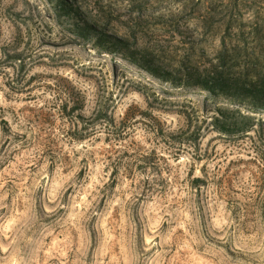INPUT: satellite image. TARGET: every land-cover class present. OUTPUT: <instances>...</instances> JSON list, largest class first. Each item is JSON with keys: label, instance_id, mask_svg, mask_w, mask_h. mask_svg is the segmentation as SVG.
<instances>
[{"label": "rangeland", "instance_id": "374dc122", "mask_svg": "<svg viewBox=\"0 0 264 264\" xmlns=\"http://www.w3.org/2000/svg\"><path fill=\"white\" fill-rule=\"evenodd\" d=\"M144 1L85 4L173 62H215L222 20L249 47L264 24V0H156L136 21ZM217 106L75 40L44 0H0V264H264V114L225 135Z\"/></svg>", "mask_w": 264, "mask_h": 264}, {"label": "trees", "instance_id": "16d2710c", "mask_svg": "<svg viewBox=\"0 0 264 264\" xmlns=\"http://www.w3.org/2000/svg\"><path fill=\"white\" fill-rule=\"evenodd\" d=\"M44 1L58 23L64 25L75 40L91 44L99 53L126 62L160 85L198 90L208 95L213 104H226L216 107L218 117L213 119L212 126L217 132L231 135L251 130L253 117L241 113L240 109L264 114V24L252 31L249 47L242 30L243 20L234 16L222 20L219 28L223 26L226 33L220 38L215 62H201L192 46L181 61L173 62L151 49L141 48L136 29L116 25L118 19L111 12H91L85 4L88 0ZM93 1L97 5L102 0ZM155 1L128 3L131 14H137L136 21L147 17V6ZM222 8L229 15L242 13L235 0L222 4ZM213 20L214 16L195 23L196 30L201 35L211 32L216 25ZM237 22L242 26H237ZM202 39L205 42V38Z\"/></svg>", "mask_w": 264, "mask_h": 264}]
</instances>
